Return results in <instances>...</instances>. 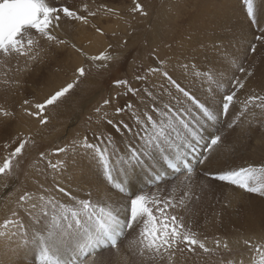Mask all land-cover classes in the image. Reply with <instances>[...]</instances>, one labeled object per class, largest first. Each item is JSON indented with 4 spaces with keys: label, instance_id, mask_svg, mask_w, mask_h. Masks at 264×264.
I'll return each mask as SVG.
<instances>
[{
    "label": "snow or ice",
    "instance_id": "obj_1",
    "mask_svg": "<svg viewBox=\"0 0 264 264\" xmlns=\"http://www.w3.org/2000/svg\"><path fill=\"white\" fill-rule=\"evenodd\" d=\"M133 2L135 7L131 11L147 15L137 0ZM242 3L247 16L255 23L256 0H242ZM83 8L87 11L86 4ZM87 15L95 16V13L88 12ZM63 18L88 23L87 16L58 5L56 0H0V83H18L12 73L27 71L28 62H41L44 51L42 41L57 46L66 44L55 34ZM257 39H264V36ZM251 50L256 51L255 45ZM19 58H24L26 62L23 69L16 66ZM88 59L112 62L114 57L105 52ZM94 66L99 69L107 65ZM185 67H191L193 76L201 75L194 66ZM89 71L83 66L76 68L75 78L71 82L54 91L43 103L32 105L36 111H25L39 118L40 124H47L48 117L44 115L46 109L71 95ZM147 71L150 74L160 73L163 81L179 95L171 93L164 82L147 83L150 76L136 77L144 82L139 88L133 87L128 80H115L113 85L123 87L125 95L150 101V105L142 108H137L131 102L113 108L117 117L128 112L135 127L123 118L109 117L103 109L112 105V99H104L94 111L108 127L92 138L84 136L80 141L55 149L56 155L82 152L109 184L120 193L128 194L127 201L123 204L113 202L103 194L93 200L90 193L88 198L80 199L59 184L56 191L65 194L70 202L46 195L48 189H43V186L38 195L25 192L19 197V207L27 219H22L14 210L9 218L0 222V241L4 242L5 251L12 247L18 254L31 255L33 264H108L109 257L105 253L114 250L119 257L120 242L125 241L124 258L131 256L134 264H183L189 254L199 259L217 257L218 264H244L243 260L237 262L234 258H224L225 253L231 252L226 240L218 237L209 240L194 228L203 199L202 192L209 186L197 185L193 181V169L188 157L199 153L200 163L210 162L211 154L223 145L224 137L219 128L215 132H208L205 125L215 126V122L222 117H230L226 123L228 129L234 128L242 120L251 123L252 119L258 117V113L251 109L259 110V117H264V95L253 92L241 99L238 94L245 88V83L234 75L220 94L219 106L214 109L209 101H201L160 67ZM237 71L246 77L253 75L243 66ZM203 75L210 84L215 79L212 73L205 72ZM216 91L213 89V92ZM164 94L171 98L165 101ZM185 101L192 107H187ZM23 103L28 105L30 102L25 100ZM13 116V112L0 106V117ZM116 136L121 137V143L125 137L130 142L121 148ZM28 142L20 140L18 146L5 156L0 164V176L12 174L14 161L23 154ZM201 146L203 152H199ZM4 147L8 148L9 144L5 143ZM40 158L44 160V153H40ZM157 165L164 172L159 171ZM15 166H18V162ZM65 166L64 160L55 163L47 161V167L56 172ZM181 168L187 181L182 182V188L174 186L161 195L159 190L145 192L135 187L141 173H152L149 179L155 185L168 170L180 172ZM114 173L119 179L114 178ZM204 176L264 197V165L229 168L215 173L206 170ZM131 231L136 234L131 236ZM243 243L253 253L252 264H264V243H254L248 239Z\"/></svg>",
    "mask_w": 264,
    "mask_h": 264
},
{
    "label": "bare ground",
    "instance_id": "obj_2",
    "mask_svg": "<svg viewBox=\"0 0 264 264\" xmlns=\"http://www.w3.org/2000/svg\"><path fill=\"white\" fill-rule=\"evenodd\" d=\"M70 1L56 0L57 4L62 3L72 10L77 11V8L75 7H77L76 3H78L79 0ZM74 1L76 2L75 4ZM125 1L126 0H116L113 4H106L108 8H111L113 10V13L111 15L112 21H110V19H104L106 22L102 23L101 21L97 20L95 22V25L96 27H98L97 29H100L97 34H95V31L97 29L90 28L89 30L88 28H84L86 27V25L84 27L77 26L78 28L75 27L73 30L71 25L65 22L66 20L64 18V20H61L60 22V28L56 29L55 33L59 38H61L59 34L64 37L65 33V37L67 38L66 44L61 47H59L60 45L55 47L54 52L52 53L50 51H47L46 55L41 54L43 59L39 63L28 62L27 71L12 73L11 75L16 81L20 83V85L19 83H9L8 85L0 83V106L14 113L13 117H0V162L5 158L6 155L14 150L16 146H18L20 140H27L30 142V144H32L29 145L28 143L23 150V154L18 157L16 161H14L12 174L0 176V222H3L5 219L9 218L14 210L19 213L22 219L26 220L27 218L25 216V212L19 207V197L25 192L38 195L42 191L41 186H43V189H48L46 195L54 196L66 203L70 202L69 198L65 194L56 191L57 184L65 188L72 196L78 197L80 199L88 198L90 193L93 200H95L99 194H103V196L110 197L113 202L123 204L127 201V196L121 195L110 188V186L105 182L101 172L97 169L96 165L91 163L82 152H70L68 154L62 153L60 155H54L51 152L58 147L68 146L73 141H80L84 136H88L89 138H91L90 135H87L88 132L92 133L93 135H98L101 131H104L108 126L99 120L98 115L95 112L86 115L88 116L87 119L85 115H83L84 118H82L80 114L75 112L71 116L66 115L68 118H70L69 120L72 121V124H76V127H73L74 129H72L71 127L72 130L68 131L67 133L68 137L64 139L55 137L57 136L56 134L47 139L43 138L45 132L49 129H52V125H55L57 127L59 125H63L64 117H60V120L55 117L56 119H52L47 124L41 125L39 118L26 115L27 112L25 111V109H31L32 105L36 103H43L46 97L51 95L58 88L64 86L66 83L70 82L71 79H74L71 76L72 73L75 72L76 68L83 66L86 69H90L88 75H90L91 81L88 80L82 90L83 95H86L92 91L91 86L97 87V89L95 90L96 95H94L93 97L91 95L92 98L91 100H89L90 103H92L93 101V103H95V105L97 104L98 107V105H102L104 99H112V105L103 109V111L108 114L109 117H115L116 119L123 118L129 124H132L133 127H135L134 121L129 117V113L127 114V112H125L122 113L121 116L117 117L114 115L115 113L111 112L110 110H113V108L116 106L120 107L127 102L133 103L137 108H142V106L146 105L147 103H135L134 100L137 101V99L140 98L138 96H136V98H134L131 94L125 96V89L123 87H115L113 85V82L110 83V77L113 78V81L128 80L133 87L139 88L144 82L138 81L136 79L138 75L150 76V80L147 83H151L152 81L162 82L163 77L160 73L150 74L147 71L149 68L160 67L162 71H167L168 74L177 81V83L181 81L186 85H195L197 91L194 90L193 94L196 95L201 101H209L213 105L214 109L219 106L220 94H222L225 91V88L228 87V81H230L234 75L243 80L245 83V88L238 94L241 99H245L248 95L253 94V92H255L254 88H261V83L264 82V48H260V46H264V39H259V41L254 42V36H264V32L261 34L253 35L255 34L254 26L250 25V27L252 26V29L249 30L247 45H243L244 37L242 36V34H240V31L238 32L237 37H233V32L236 29L240 30V25H238L237 28L235 27V29L233 28V19L236 18V15L237 19L242 15L239 14V9L235 6V0H211L212 3H208L209 0H205V2L207 3L204 2L203 4H200L198 6V13L193 17V19L187 17L186 19L184 18V20H182V18V21L179 20V23H177L178 20L176 21L177 24H180V26H182L180 27L181 31H184L185 29V32H183L184 34L182 36H179V39L175 36L173 38L170 36H166L167 41H164L165 44L161 45L159 43L156 46V43H154V48L157 49L155 52L156 54L151 51L152 53H150V56H152L149 58L148 56H145L143 61L139 64L131 62L133 53L131 49L136 42H140L141 40L136 41L135 37H130V35L127 34L128 32L126 31V24L121 25L119 21L121 20V15L125 14V23H132L137 19L132 15L134 14L133 12L127 13V11H124L122 9L124 6L121 7V3L123 2L124 4ZM128 1L127 2L130 3L132 0ZM182 2L186 1L184 0ZM262 3H264V0ZM85 4L87 5V9L90 10V3H88V5L85 0H82V6H84ZM179 6L180 5L178 4L177 6L175 5V10H178ZM92 7V10H94L95 7ZM80 8H78L79 11ZM164 8L166 7L164 6L161 10H158L155 15H163ZM222 9H225V11H223ZM103 10H105V8H103ZM182 11L183 15L185 13L187 14L186 9L183 10L182 8ZM104 12L107 13L106 11ZM178 14L180 15V12ZM263 14L264 6L262 8L260 7L259 11H257V22L255 23L257 28L264 26ZM127 15H130V17ZM243 18L247 22L245 16ZM172 21L173 20H171V23ZM214 27L216 28L217 32L224 29L229 32L230 38L226 41V43L219 40ZM229 29L231 31H229ZM112 32L114 33L112 34ZM154 32L156 33V31ZM151 33L152 32H150V34ZM156 35L157 34H155V36ZM127 40H130L129 44L124 43V41ZM168 42H171V44L169 45L170 47H168ZM251 43H255L256 48V51L253 52V54L248 53V44ZM126 46L127 48L124 50V47ZM108 48H113V52H117L119 55L117 57L115 55H112L114 57V60L112 62H107L108 65L106 67H101L99 69L96 68L94 65H104L106 61L94 62L89 60L88 57L99 55L101 54V52ZM77 49H79V51H77ZM122 50L131 51L132 53L130 52L128 55L123 56V53H121L120 55V52ZM147 59H149V62H147ZM161 61H163L162 64L160 63ZM13 63H15V60L13 61ZM25 64L26 62L24 58H19V63L16 66L23 69L25 67ZM91 66H93L96 70L93 71V68ZM185 66H194V68L198 70L201 75L193 76L191 74V67L186 68ZM241 66H243L246 70L252 71L253 75L251 77H246L244 73L238 72L237 69ZM124 72L125 74H123ZM205 72H209L214 75L215 79L211 82V84L204 78L203 74ZM41 75H43V77H40ZM154 77H156V79H154ZM36 81L39 82V86H37ZM165 82L166 81H164V83ZM109 83L111 86L108 87L107 85ZM165 86L167 87V85ZM205 86H207L206 93L205 90H203ZM19 87L23 90L29 87L31 89L29 91L30 94H20L16 97L11 98L12 95L16 94L15 92H13V90ZM213 89H217V91L213 92ZM255 94L264 95L263 93L256 92ZM164 95L165 98H170V96H168L167 94ZM122 96L126 98H122ZM114 97H118L117 100L119 103H114ZM29 98H31V101H29ZM25 100H28L30 103L28 105H25L23 103ZM185 104L187 107H192L191 104L188 105L187 101H185ZM85 105L89 110L91 106L87 105V103ZM148 105H150V103ZM77 108L82 109V106H77ZM29 111L32 112L31 110ZM229 119L230 117L224 119L221 118L220 120L215 122V126H212L211 124L205 125L208 132H215L216 129L219 128L220 134H222L224 137V143L218 150L214 151L211 154L210 162H205L203 164L199 163L195 172L192 173L193 179H197V176L200 177L197 174L199 172H203L204 174L206 170L215 173L219 170L243 167V164L247 166L250 165V163H256V161H254L253 159V153L257 150L256 146L264 147V136L260 137L256 134H253L252 141H246V138L244 137L235 142V133L230 139H228V136L226 135L229 129L226 127V123ZM221 120L222 122H220ZM224 120L225 122H223ZM58 121L62 122L58 123ZM66 123L67 120L65 124ZM67 126L69 127V125ZM60 128L61 127H59L58 129L59 131H61ZM65 129H67V127ZM58 130L56 131L58 132ZM14 140L15 142H13ZM36 140L43 143H48L42 146L41 144H35ZM116 141L121 148L124 146V144L130 142L128 138L125 137L123 138V143H121L120 136H116ZM5 143L9 144L8 148L4 147ZM33 144H35V148H33ZM246 150L248 152L251 151L252 154L250 155L246 152ZM40 153H44V160H39V158H37L39 157ZM204 155H208V153H204ZM250 158H252L253 160H251ZM47 160H64L66 162V166L60 171L56 172L50 170L47 167ZM247 161H249L250 163ZM17 162L18 166H15ZM158 166L159 165H157V167ZM114 175L115 179H119V177L116 176L115 173ZM144 176L145 174L141 173V175L136 179L135 187L137 190L144 187L142 181ZM201 179L205 184L209 182V178H206L203 175L201 176ZM182 182L187 183V181H185V177H178L177 179H174L170 182H163L161 185L150 190V192H157L160 188H162L163 185L171 183L173 184V186L171 187L180 186L182 188ZM215 184L220 186L223 185L222 183L220 184L217 182H215ZM4 188L5 190L3 193L2 190ZM233 188L234 189L223 188V190H225L228 195L232 194L234 196H247L243 195L242 191L238 188ZM6 191L9 192L5 194ZM146 191L148 192L149 190ZM161 193L162 192L159 191V194ZM205 201H207V199ZM262 208L264 207L262 206ZM260 209L261 208H259V210ZM259 210L258 206H255L252 208L253 212H249L251 214L250 216L248 215L250 219H248V231L244 235H242L241 237H236L239 235L234 233L233 235L228 236V239H222L226 240L231 248V252L225 253L224 257L234 258L235 260L246 259L247 261L249 260V258H253V253L250 252V250L242 240L248 239L250 241H253L254 243H264V231H260L261 227L259 222L262 220L260 219L261 217L258 216L261 215L262 209L260 210L261 212H259ZM262 214L264 215V213ZM196 221L198 222L199 220L196 219ZM196 226V223H194V228ZM135 234V231H131V236H134ZM211 239L212 238H209V240ZM124 245L125 241H121L119 257L116 256L114 250H108L105 253V255L109 257L108 264H134V258H132L131 256H128L127 259L124 258L126 253ZM200 261L204 262L205 264H209L211 261L213 262V264H218L217 257L213 256L211 258L206 257L204 259H199L191 256V254H189L188 260L186 259L183 261V264H198ZM0 264H33V260L31 258V255H23L22 253L18 254L12 247L5 251L4 242L0 241Z\"/></svg>",
    "mask_w": 264,
    "mask_h": 264
},
{
    "label": "rangeland",
    "instance_id": "obj_3",
    "mask_svg": "<svg viewBox=\"0 0 264 264\" xmlns=\"http://www.w3.org/2000/svg\"><path fill=\"white\" fill-rule=\"evenodd\" d=\"M68 1H70V0H68ZM85 1L87 2V4L90 3V5L89 4L88 5L90 6V10L91 11L89 9H87V12H86L83 9L82 0L81 1L79 0L78 3H76L74 1V4L75 3L77 4V7H75V8H77V11L79 12L78 14L81 13L80 15L88 16L87 15L88 12H93L94 11L95 16H88L87 18H90V19H88V22L89 23H87V24L83 23L82 21H74V20H70L68 18H65V20H66L65 22L66 23H69L71 25V27L73 28V30L77 26L78 27H82V26L84 27L85 25H86V27H84V28H88L89 30H90V28L97 29L98 27H96V25H95V22L97 20L101 21L102 23H105L106 22L105 20H107V19H110V21H112L111 20L112 19V16L111 15H112L113 11H108V9H111V8H108L107 5L113 4L116 0L115 1H113V0H90V1L89 0H85ZM127 1L128 0H126L124 2L125 5L123 4V2L121 3L122 4L121 7L124 6L122 9L124 11H127V13L128 12H133V11H131L135 7V4H134L133 0L132 1L130 0L131 1L130 3H128L129 1L128 2ZM182 1H184V0H137V2H139L143 6L144 11L147 13V15H142V14H140L138 12H133L134 14H132V15L137 18L136 20H134V22H132V23H129V22L128 23H125V15L126 14L125 15H121V20H119V21H120V24L121 25L122 24H126L127 30L126 29L125 30L128 32L127 34H129L130 37L133 36V37H135V40L136 41L137 40H141V41L140 42H136L133 45V47L131 49L133 51V53L131 51H124L127 48V46H126V47H124V50H122L120 52V55H121V53H123V56L124 55H128L131 52L132 53L131 62L132 63H135V64H137V63L139 64L140 62L143 61V59H144L145 56H148V58L151 57L152 55L150 56V53L153 52L154 54H156L155 52H156L157 49L154 48L155 47L153 45L154 43H156L155 44L156 46L159 43L161 45L162 44H165V42L167 41L166 36H170L172 38L175 36V37H177L179 39V36H182L184 34L183 32H185V29H184V31H181V28L180 27H182V26H180V24H177V23H179V20L182 21V20H184V18L186 19L187 17H189L190 19H193V17L198 13L197 12L198 11V6L200 4H203L205 2V0H190V1L189 0H185L186 2H182ZM179 2H180V4H179ZM262 2H263V0H256V4H257V6L259 8L260 7L262 8L264 6V3H262ZM205 3H207V2H205ZM208 3H212L211 0H209ZM177 4L180 5V6H179L178 10H175V5L177 6ZM59 5L65 6L62 3L59 4ZM79 6L82 7V8H80ZM92 6H94L96 9L94 8V10H92L93 9ZM164 6L166 8L163 9V11H164L163 15H161V16L155 15L156 12L158 10H161ZM184 6H185V8H184ZM235 6L239 9V14H242V15L239 16L238 19H237V15L235 14L236 15V18L233 19V24H234V27L233 28L235 29V27L237 28L238 25H240V30L236 29L233 32V37H237L238 36V32L240 31V34H242V36L244 37V43H243V45H247V40L249 38V30L252 29L251 28L252 26L250 27V25H253L254 26V33L255 34H253V35H257V34L263 33L264 31H262V30H264V26H261V27L257 28L256 25H255V23L257 21L255 23H253L249 19V17L246 14V9H245V6L242 3V0H235ZM78 8H80V11H79ZM103 8H105V10H103ZM180 8H181V10H180ZM182 8H183V10L186 9L187 14L185 13L183 15ZM259 8H257V11H259ZM222 10L225 11V9H222ZM97 11H100V12H97ZM104 11H106L109 14L105 13ZM179 12H180V15L178 14ZM127 16L130 17V15H127ZM183 16H186V17H183ZM244 16H245L247 22L244 20V18H243ZM208 17H209V14H208ZM263 17H264V14H263ZM155 19H157V20H155ZM170 19L173 20L172 21L173 24L171 23V20ZM62 20H64V18ZM102 20H104V21H102ZM167 21H168V23H167ZM176 21H177V23H176ZM174 22H175V24H174ZM88 24L90 25V27H89ZM167 24H169V25H167ZM163 27H165V28H163ZM214 29L216 31V35L219 37V40L226 43V41L230 38L229 32L226 31L225 29L224 30H220V31L217 32V30H216L215 27H214ZM163 30H164V32H163ZM168 30H170V31H168ZM114 31H115V29H114ZM154 31H156V33ZM222 31H225V32H222ZM229 31H231V30L229 29ZM97 32L98 31L96 30L95 31V34H97ZM150 32H152V33L150 34ZM169 32H170V34H169ZM113 33L114 32H112V34ZM155 34H157V35L159 34V35L158 36L157 35L155 36ZM59 35H60V37L62 39H64L65 41H67V38L65 37L66 36L65 33H64V37H62L61 34H59ZM99 36H101V35H99ZM258 36L259 35L254 36V42L259 41V39H257ZM153 38H155V39L159 38V39L155 40ZM130 40L124 41V43L129 44ZM42 44H43V47H44V51L41 53L42 55H46L47 54V51H50L51 53L54 52V48L57 47V45H55V44H49L46 41H42ZM167 44H168V47H170L169 45L171 44V42H168ZM253 45H255V43L254 44H252V43L251 44H248V46H249V50H248L249 52L248 53L249 54H253V51L251 50V48H252ZM61 46H63V45H60L59 47H61ZM261 47L264 48V46H260V48ZM134 48H136L138 50H136ZM246 51H247V49H246ZM105 52L108 53V54H110V55H115L116 57L119 55L117 52H113V48L105 49L101 53H105ZM150 60H151V58H150ZM147 62H149V59H147ZM247 63H249V62H247ZM104 65H108V63L106 62ZM91 67L93 68V71L96 70V69H94L93 66H91ZM50 68H51V66H50ZM123 74H125V72ZM40 77H43V75H41ZM71 77L72 78H75V72L72 73V76ZM154 79H156V77H154ZM72 80L73 79H71L70 82ZM88 80H90V75H88L86 78H83L81 80V83L78 85V87L65 100H63L62 102H60L56 106H50V107H48L46 109L44 115H46L48 117V122H50V120H52V119L53 120L56 119L55 117H57L58 119L60 117H62V118L64 117L63 118L64 121H63V125H59L58 127L55 126V125H52L51 126L52 129H53V127H54V129L53 130L52 129L51 130L49 129L48 131H46L45 132V135L43 136L44 139L50 138V137L54 136V134H56L57 136H55V137H59V139H64V138L68 137L67 136L68 131L74 129L76 127V124H72V121H70L69 120L70 118H68L67 116H71L74 112L80 114L82 116V118H84L83 115L86 116L88 114H91V113H94L95 112L94 111V108L97 107V104L95 105V103H93V101H92V103H93L92 104V103H90L89 100H91V98L94 95H96L95 94L96 93L95 90L97 89V87L96 86H91L92 91L89 94H86L87 96L85 94L83 95V92H82L83 88L85 87V83L88 82ZM109 81H110V83H112L113 82V78L110 77ZM162 82H164V81L162 80ZM36 83H37V86H39L38 85L39 82L36 81ZM110 83L107 85L108 87L111 86ZM179 84L182 87H184L185 89H187L188 91H190L191 93H193L194 90L197 91V88L195 87V85H192V84L186 85V84L182 83L181 81L179 82ZM19 85H20V83H19ZM165 85H167V82H165ZM261 85H262V86H260L261 88H257V89L254 88V90H255L256 93H263L264 94V82H262ZM108 87H106V88H108ZM167 87H169L171 93L176 94V95H179L174 88H171L170 85H167ZM206 88H207V86H205L203 88V90H205V93L207 92V89ZM30 90L31 89L29 87L27 89H25V90H23L20 87L17 88V89H14L13 92H15L16 94L12 95L11 98L16 97V96H18L20 94H30V92H29ZM91 95H92V97H91ZM133 97L136 98V96H133ZM115 98L116 97H114V103H116V104L119 103L118 100H117V98H116V100H115ZM122 98H126V97H123L122 96ZM170 98H165V101L168 100V99H170ZM29 101H31V98H29ZM134 102L135 103H137V102L138 103L139 102L140 103L141 102H146L147 104L150 103V101L147 98H145V99L139 98V99H137V101L134 100ZM86 103H87V105H90L91 106L89 108V110H88V108L85 105ZM217 104H218V102H217ZM77 106H79V107L82 106V109L81 108L80 109L77 108ZM116 107H119V106H116ZM29 110H31L32 112L36 111L33 107L31 109H29ZM90 111H92V112H90ZM110 111L113 112V110H110ZM251 111H256L258 113V117L252 119V122L251 123H249L248 120H242L241 122H239L237 124V126H235L232 129H229L228 130V133L226 135V136H228V139H230L233 136V134H235V133H236V138L234 140L235 142H237L239 139H242L244 137L246 138V141H252V135L253 134H256V135H258L260 137H263L264 136V117H259V110H257V109H251ZM127 114H128V112H127ZM26 115L27 116H30L28 114H26ZM87 117L88 116H86V119H87ZM129 117L132 119V116L130 114H129ZM66 120H67V123L66 124L69 125V127L65 124ZM61 122L62 121H58V123H61ZM220 122H222V120ZM223 122H225V120ZM222 125H224V124H222ZM59 127H61L60 128L61 131L58 130ZM66 127H67V129H65ZM71 127H72V129H71ZM56 130H58L59 133ZM87 135H90L91 138L94 136L90 132H88ZM28 143H29V145H32V144H30V142H28ZM47 143H43V142L38 141V140L35 141V144H39V145L41 144L42 146L46 145ZM35 144H33V148H35ZM256 147H257V150L253 153V156H254L253 159H254V161H256V163L251 164L249 161H247V162H249L250 165H257V166L258 165H264V147H258V146H256ZM51 152L54 155H56L55 154V150H52ZM246 152L249 153L250 155L252 154L251 151L248 152L246 150ZM37 158H39V160H40L41 159L40 158V155ZM250 159L253 160L252 158H250ZM3 160L0 162V164L3 163ZM51 161L54 162V163L56 162V160H51ZM243 166H245V165L243 164ZM50 170H52V169H50ZM197 175H199L200 177L197 176V179H193L192 178L193 181L197 185H204L205 183L201 179V176L202 175L204 176L203 172H199ZM103 178H104V176H103ZM208 181L209 182L207 183V185L209 187L206 188V189H204L203 192H202L203 199H202V201H201V203L199 205V215H198L199 217L198 216L195 217V223L197 225L195 227L196 230H198L204 236H207L209 238L218 237L220 239H228V236H231L234 233H236V234L239 235V236H236V237H241L242 235H244L248 231V219H249L248 215L250 216V214L253 212L252 211V208L253 207L258 206V210H259V208L262 209V210L260 209L262 212L259 210V212H261V215H258L259 217H261L260 219L262 220V221H259L260 222V227H261L260 231H264V218H263L264 215L262 214V213H264V211H263L264 208H262V206L264 207V197H261L258 194H254V193H250V194H244L243 193V195H247V196H236V195L234 196L232 194L231 195H228V193L225 190H223V188H232V189H234L233 187L227 186V185H224V184H223L224 186L223 185L222 186L217 185V184H215L216 181H212L210 179ZM172 183L171 184H165V185L162 186V188L159 189V191L162 192L161 195L165 194L170 188H172L171 187V186H173ZM217 183H219V182H217ZM4 190H5V188L2 190L3 193H4ZM197 190H199V189H197ZM9 191H6L5 194L8 193ZM240 197H242V198H240ZM206 199H207V201H205ZM260 202H261V204H260ZM249 210H251V211H249ZM249 212H251V213H249ZM205 213H206V215H205ZM213 218H214V220H213ZM196 219H198L199 221L197 222ZM242 241H244V240H242ZM224 258L227 259L228 257H224ZM240 260H243L244 264H252V258H249L248 261L246 259H236L237 262H239ZM202 261H200L198 264H205ZM209 264H213V262L211 261Z\"/></svg>",
    "mask_w": 264,
    "mask_h": 264
}]
</instances>
